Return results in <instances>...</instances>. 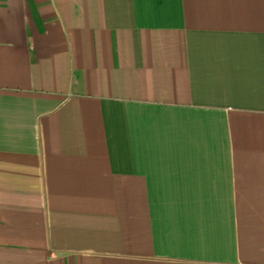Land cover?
<instances>
[{
    "label": "crops",
    "instance_id": "crops-1",
    "mask_svg": "<svg viewBox=\"0 0 264 264\" xmlns=\"http://www.w3.org/2000/svg\"><path fill=\"white\" fill-rule=\"evenodd\" d=\"M0 264H264V0H0Z\"/></svg>",
    "mask_w": 264,
    "mask_h": 264
}]
</instances>
